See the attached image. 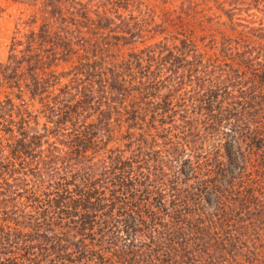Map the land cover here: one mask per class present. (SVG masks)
I'll return each mask as SVG.
<instances>
[{
    "label": "trees",
    "instance_id": "trees-1",
    "mask_svg": "<svg viewBox=\"0 0 264 264\" xmlns=\"http://www.w3.org/2000/svg\"><path fill=\"white\" fill-rule=\"evenodd\" d=\"M143 3L42 0L38 26L16 28L0 61V215L35 226L0 222V264L65 261L51 251L54 238L73 234L70 228L77 237L101 229L99 241L116 249L135 245L140 235L150 248L158 235L171 240L192 211V218H206L199 229L225 220L231 227L219 188L243 189L236 184L249 169L239 153L264 138L258 132L264 122L252 112L264 108V98L237 94L241 82L220 67L227 61L210 57L216 53L190 33L146 42L145 32L162 31L154 30L158 23ZM126 45L132 49L124 52ZM222 46L234 48L227 40ZM62 63L70 66L58 70ZM193 132L206 137L205 152L231 134L227 160L189 155ZM120 137L127 150L107 147ZM161 137L169 143L161 145Z\"/></svg>",
    "mask_w": 264,
    "mask_h": 264
},
{
    "label": "rangeland",
    "instance_id": "rangeland-1",
    "mask_svg": "<svg viewBox=\"0 0 264 264\" xmlns=\"http://www.w3.org/2000/svg\"><path fill=\"white\" fill-rule=\"evenodd\" d=\"M142 1L150 8V13L154 14L155 21L158 23L154 30L162 31V33L145 32L146 42L159 40L162 36H166L165 40H176L175 38L181 37L183 33H190L194 35L202 49H206L208 53H216L215 56L210 57L214 60L227 61L226 65L220 67L228 77L235 79L233 83H237L236 79L241 82L240 85L236 84L239 90L237 94L241 91H256L261 98H264L262 97L264 93V0ZM41 5L42 0H0V61L6 60L11 39L16 34L18 25L26 24L25 28L29 29L37 27L42 21ZM235 6L237 8L232 10ZM153 34L154 37H151ZM226 40L227 44L233 43L234 48L230 49L232 52L225 51L222 46ZM138 45L142 46V43ZM131 49L129 45L122 46L124 52ZM229 52L231 55H228ZM251 53L254 55L249 56ZM255 59L257 61L252 63ZM69 66L68 63H62L58 66V70ZM38 106L36 103L33 109L35 110ZM259 109L263 112L262 114ZM259 109L255 108L252 112L259 115L256 117L258 122H264V108ZM41 120L44 121L45 118L41 116ZM258 126H260L258 132L264 134V123ZM189 139L191 140L189 155L209 154L214 161L218 155H222L226 161V146L233 147L231 134L224 135L218 146L216 142H210L211 146H207V152L202 147L206 137H200L193 132ZM159 140L161 145L169 143L163 137ZM116 141L111 140L109 143L105 141L100 148H104L108 143L107 147L121 145L127 150L121 137ZM152 142L151 139L146 141V144L149 146ZM174 147L176 145L169 149L175 154L179 149L175 150ZM102 151H100L101 154H103ZM241 153H244L249 169L248 174L244 176L245 179L238 180L236 184L238 188L243 187V189L235 191L231 188V191L227 192L229 188L227 189L223 184L219 188L223 198L222 214H225L227 219H233L231 227L225 220L217 229L214 227L212 230L208 225L200 226L202 229H199L197 225L206 221V218H192L195 215L192 211L189 213L190 220L187 227L175 228V233L170 236L171 240L163 238L164 235H158L159 244L150 248L148 237L140 235L138 237L141 240L136 241L135 245L131 241L127 246L120 245L116 249H110L99 241L102 236H97L101 229L97 231V235L90 236L87 233L77 237L78 232L70 228L73 234L66 232L54 238L56 240L53 242L51 253L55 252L65 257V261L59 264H264V138L260 137L253 143L248 142L242 146V152L239 154ZM203 170L207 172L205 167ZM232 192H234L233 195ZM203 204H206L205 200ZM210 217L213 218V216ZM0 222L20 228L35 226L34 222L25 217L9 215H0ZM192 222L195 225H192ZM16 233L20 235L19 231ZM109 234L108 240L117 242L118 238H114L116 235L112 237L113 233ZM3 235L7 237V233ZM95 236L98 240L93 239ZM51 237L48 235L44 237V240L52 239ZM145 240L148 242L145 243ZM67 247L72 250L65 251Z\"/></svg>",
    "mask_w": 264,
    "mask_h": 264
}]
</instances>
